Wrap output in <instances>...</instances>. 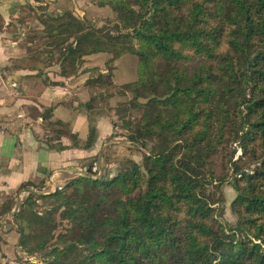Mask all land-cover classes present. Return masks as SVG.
<instances>
[{
  "label": "trees",
  "instance_id": "obj_1",
  "mask_svg": "<svg viewBox=\"0 0 264 264\" xmlns=\"http://www.w3.org/2000/svg\"><path fill=\"white\" fill-rule=\"evenodd\" d=\"M97 3L114 14L109 32L70 9L51 16L42 6L39 22L49 45L63 46L61 76L86 55L109 54L108 72L96 68L90 83L132 93L121 126L148 153L113 176H77L40 194L42 210L30 194L6 219L16 247L43 264H264V0ZM131 54L136 78L114 84L115 61ZM140 106L136 120L126 114ZM46 125H59L48 141L56 150L66 148L60 135L76 148L95 140L93 127L79 142L62 122ZM226 181L236 217L229 225L220 220Z\"/></svg>",
  "mask_w": 264,
  "mask_h": 264
},
{
  "label": "crops",
  "instance_id": "obj_2",
  "mask_svg": "<svg viewBox=\"0 0 264 264\" xmlns=\"http://www.w3.org/2000/svg\"><path fill=\"white\" fill-rule=\"evenodd\" d=\"M42 6L51 16L70 9L93 24L114 15L108 5H99L97 0H0V212L4 201L15 195L14 190L22 182L45 179L60 188L71 169L81 174L83 163L100 150L112 132L110 116L96 106L100 92L96 96L92 88L95 85L90 83L96 68L106 73L105 60L109 56L102 54L105 52L86 55L74 74L61 76L59 55L63 46L49 45L39 22ZM46 48L51 50L47 52ZM130 59L123 55L114 67ZM131 66L135 69L137 65L133 62ZM128 72L122 68L118 79L111 72V81L120 84L134 80L136 75L129 78ZM50 81L64 83L52 85ZM90 98L94 99L87 105ZM49 109L50 117L45 118L43 113ZM47 120L65 124L79 142L93 127V145L76 148L68 136L60 135L58 141L66 148H51L48 141H57L54 130L59 125H46ZM11 214L12 210L0 214V264H37L16 247L18 233L6 223Z\"/></svg>",
  "mask_w": 264,
  "mask_h": 264
},
{
  "label": "rangeland",
  "instance_id": "obj_3",
  "mask_svg": "<svg viewBox=\"0 0 264 264\" xmlns=\"http://www.w3.org/2000/svg\"><path fill=\"white\" fill-rule=\"evenodd\" d=\"M106 18H101L100 21L95 22V26H103V24H106V28L104 29V32H109L108 28H110V24H107L105 22ZM82 21V19H81ZM51 48H54L51 47ZM51 48H46L50 49ZM105 54V56H109L108 53H102ZM131 58V61H127L124 63H121V65H117L113 67L112 72L115 74L114 78H119V72L121 69H126L130 72L129 78H132L136 75V68H131V64L134 62V65H137V59L132 54L129 55ZM108 58V57H107ZM107 60V59H106ZM105 60V61H106ZM80 64V62L78 63ZM115 64V63H114ZM106 68V65L105 67ZM105 70V69H104ZM106 69V73H107ZM105 73V74H106ZM105 82L107 81L104 79ZM118 86V85H117ZM93 90H95L96 93L100 92L99 97H97L96 106H101V108H104V113H106L108 116H110L111 120L113 121V127L111 134L104 140V143L101 145V148L99 151H97L94 155L87 158V161L83 163L84 168H81V174H77V172L73 171L72 169L69 174L64 176V182L60 184V187L63 186L67 181H69L71 178H75L77 176H91V177H99L101 175L107 176H113L115 175L122 166H124L128 160L134 161L136 163L142 164L143 163V157L146 153H148V149L141 146L140 143L136 142L133 139H130L128 137V130L125 128H122V120L120 119V115L122 114V108L126 107V102L131 98L132 93L130 91H124L123 88H115L113 87L109 88L108 86L95 85L92 87ZM120 93H119V92ZM140 103L144 102L143 98L138 99ZM142 108L141 106L138 108H130L128 109L127 113L130 117H132L134 120L140 117ZM59 127V126H58ZM53 136H55L53 134ZM152 140V138H151ZM155 141V139H153ZM151 143V142H150ZM236 154H240L239 149L237 150ZM108 173V174H107ZM43 183V184H42ZM58 185L52 186L50 183L45 182L44 180H39L38 182H33L32 184H29L27 188L21 190L16 196L14 195V202L12 211L17 210L19 205L31 194L33 198H36L37 203V210H42L41 201H40V194L52 192L50 191L53 187H57ZM56 189V188H55ZM54 189V190H55ZM53 190V191H54ZM221 193L220 195L224 198V208L221 212L220 220L226 224H232L235 221V215L231 211L229 207V203L234 197V190L231 187L227 181L222 185L221 187ZM69 193L73 194L75 193V189L72 187L69 189ZM218 195V194H217ZM53 217L57 218V213L55 212L53 214ZM63 225H59V229H61L63 226H66L65 222H62ZM37 264H43L42 258L38 254L34 258Z\"/></svg>",
  "mask_w": 264,
  "mask_h": 264
},
{
  "label": "water",
  "instance_id": "obj_4",
  "mask_svg": "<svg viewBox=\"0 0 264 264\" xmlns=\"http://www.w3.org/2000/svg\"><path fill=\"white\" fill-rule=\"evenodd\" d=\"M49 83L52 84V85H59V84H63L64 82L63 81H50ZM14 211H16V210H14ZM14 211H12V213Z\"/></svg>",
  "mask_w": 264,
  "mask_h": 264
}]
</instances>
